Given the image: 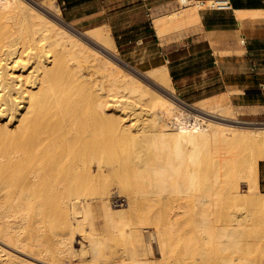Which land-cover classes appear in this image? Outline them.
<instances>
[{
	"label": "bare ground",
	"instance_id": "6f19581e",
	"mask_svg": "<svg viewBox=\"0 0 264 264\" xmlns=\"http://www.w3.org/2000/svg\"><path fill=\"white\" fill-rule=\"evenodd\" d=\"M27 1L0 0V118L17 123L13 145L0 144V264H156L147 259L156 247L163 261L182 251L171 264H264V231L245 235L250 214L220 206L231 197L264 209V128L219 122L238 124L213 115L225 96L190 107L196 119L185 122L166 64L128 71L103 27L73 33L59 8ZM173 15L155 19L160 36L200 21L194 5ZM70 116L81 125L74 147L62 139ZM219 142L235 149L201 164ZM111 197L127 208L114 213ZM140 208L141 225L124 218ZM77 233L88 244L79 251Z\"/></svg>",
	"mask_w": 264,
	"mask_h": 264
},
{
	"label": "rangeland",
	"instance_id": "374dc122",
	"mask_svg": "<svg viewBox=\"0 0 264 264\" xmlns=\"http://www.w3.org/2000/svg\"><path fill=\"white\" fill-rule=\"evenodd\" d=\"M27 1V0H26ZM130 0H69V3L66 0H29L30 4H39V5H44V6H53L57 7L60 10V19L65 23L66 25L62 24L64 27H66L68 30L71 32L75 33L72 29H75L79 31L80 33H85L88 30L97 28V27H103L107 32L112 35V39L115 42V45L117 47V54L123 63L128 66L126 67L125 65L120 64L123 68H125L128 71H131L130 68H134L137 70H140L142 72L147 73L148 71L154 70L156 71L159 67H161L163 64H166L171 79H172V85L174 88L173 96H171V99L174 100V102L181 108L186 109L184 111V117L186 118L185 122H192L193 119H196L195 113L196 111L192 110L190 107H197L199 104H202V102H205L206 98H209L211 96H215L221 91L225 90L224 87H221V79L219 78L218 73H213V74H199L200 71L203 69H206L209 67V63L207 58H197L195 60H192L190 62H186L185 65H176L173 67V69H170V64L167 63V61L164 58L165 53H162L160 48L163 46H166L172 42H182L184 38H187L190 34L197 32L196 31H190L193 29V27L188 28L189 26H193L198 24L199 22H192L184 27H178L177 29H168L166 30L162 36L156 37V30L154 28V21L156 17L159 16H166V15H175L181 12L183 10L184 5L180 0H177L175 4H127V2ZM192 4L196 7L199 15L201 16V13L207 10L204 6L200 4V1H206V5L212 7L214 6V2H211V0H191ZM33 2V3H32ZM54 2V3H52ZM210 2V3H208ZM47 3V5L45 4ZM199 3V5H198ZM199 6V7H198ZM198 7V8H197ZM173 15V16H174ZM179 18V17H178ZM173 19V17H172ZM177 19V18H176ZM190 31V32H189ZM186 42V40H185ZM102 54L104 52L100 51ZM104 55H107L104 53ZM109 57V56H108ZM65 61V60H64ZM175 70V71H174ZM190 70V71H189ZM183 71H185L183 73ZM176 73H182V77H185L184 82H179L176 77H174V74ZM83 89L79 91V95H77V99L81 100L83 97H81L83 94ZM229 95H231V92H227ZM76 93H72L71 95L75 97ZM170 97V95H169ZM81 98V99H80ZM76 101V100H75ZM209 101V100H207ZM78 107V106H77ZM230 109V110H228ZM213 115H216V117H222V115H227L232 117V121H236L237 123H229L227 121H219L218 119H214L217 122H222L226 124H232L236 125L239 127L243 128H264V120L260 118V120H257L255 118L248 117L246 115V111H244L241 108H238L236 106H233L230 104L227 108V106L215 108L212 110ZM197 113V112H196ZM76 118L80 115H73ZM205 118L212 119L208 116L201 115ZM13 117V113H11L10 116H3L0 118V144L1 146L3 145H13L14 142V128L17 127V123L15 121H11L12 124L10 125L9 119ZM71 117V116H70ZM75 117H71L72 119H67L65 118V123L70 124L65 128L70 129L72 127V140L70 139L69 130H67L66 133L65 128L62 131V137L63 139V146H66L67 144L71 145L73 144V147L78 143V135L80 132V129L78 126L79 125L78 121H76V124H72V121H74ZM9 118V119H7ZM69 118V117H68ZM6 119V120H5ZM228 119V118H227ZM70 121V122H67ZM8 122V123H7ZM4 123L9 124L10 126H5L3 125ZM73 126H72V125ZM77 125V127H76ZM15 126V127H14ZM14 127V128H13ZM74 127V128H73ZM79 129V131L75 132L76 136L74 135V131ZM71 130V129H70ZM64 133V134H63ZM69 135V136H65ZM74 135V136H73ZM70 139V140H67ZM67 142H66V141ZM69 141V143H68ZM77 142V143H74ZM72 143V144H71ZM75 144V145H74ZM79 145V144H78ZM77 145V146H78ZM68 146V145H67ZM70 146V147H71ZM76 146V147H77ZM211 151L207 150L205 153L207 154L204 155V157L201 159L200 158V163H208L210 164L211 159L216 157L217 154H220L225 151H233L234 149L231 148L230 146L225 145L223 142H219L217 146H212ZM211 152L215 153L212 155L213 157L210 159ZM209 156V157H208ZM205 159H209V161H205ZM235 178V180H234ZM228 180H232V182L236 181L239 184V188L242 189V191L246 192L247 187L245 182L241 179V177H236L230 175L228 177ZM260 192L264 194V188H260ZM112 210L114 213L117 212L116 214L121 213L123 205L124 209L127 207V200L125 197H111L110 199ZM229 204L231 206H234V208H230L231 210H238L240 213L244 214H250L249 217V224L246 226L247 228L244 231V234L247 236H254L256 233H261L264 231V209H258L250 206H245L243 203L240 201H236L233 198L229 197V199L222 197L220 199V206L225 207L226 204ZM227 208V207H226ZM127 213V214H126ZM132 214V215H131ZM124 218H133L132 220H135L141 225L142 220V213H141V208L135 212V211H126L123 214ZM127 218V219H128ZM102 220V219H101ZM251 226V227H250ZM101 225L99 226V229H101ZM81 234L77 233L75 235L76 239L74 241L75 243V250L77 251L81 250V246H88L87 242H83L80 239ZM92 238L95 237V235L90 236ZM247 238V237H245ZM102 239V238H101ZM119 240V239H118ZM118 240L115 242L114 245L112 246V251H116L119 244H122L121 240ZM129 240V239H128ZM126 241V246L128 251L132 252L131 255L128 253L127 255V263H132V258L134 259V252L136 253L135 247L136 245L132 244L130 241ZM252 240V239H251ZM249 240V242L251 241ZM85 241V240H84ZM248 243V240L245 239L244 242ZM80 242L82 243L80 245ZM110 241L109 243H114ZM78 243V244H77ZM85 243V244H84ZM117 244V245H116ZM114 246V247H113ZM156 245L153 244V247ZM152 247V248H153ZM116 248V249H115ZM157 248V247H156ZM153 248V254L152 252H149L147 254V259L151 260L152 262L154 261L156 264L164 262L165 264H171L174 263V256L177 258H181L182 256V251L177 250L174 251L172 249V253L176 254L173 257L167 256L166 260L163 261L162 257L158 254L157 249ZM88 249V248H87ZM130 249V250H129ZM112 251L106 250V255L109 257L110 254H113ZM113 251V252H114ZM152 251V250H151ZM111 252V253H110ZM87 255L89 253L87 252ZM155 255V256H154ZM131 256V257H130ZM136 257V255H135ZM151 258V259H150ZM70 259V260H69ZM66 259L62 264H78L77 260L73 258ZM135 260V259H134ZM133 260V261H134ZM67 261V262H66ZM75 261V262H73ZM150 261V262H151ZM71 262V263H70ZM153 262V263H154ZM158 262V263H157Z\"/></svg>",
	"mask_w": 264,
	"mask_h": 264
},
{
	"label": "crops",
	"instance_id": "0c3cea01",
	"mask_svg": "<svg viewBox=\"0 0 264 264\" xmlns=\"http://www.w3.org/2000/svg\"><path fill=\"white\" fill-rule=\"evenodd\" d=\"M66 1L69 3V0ZM180 1L184 5L183 9L193 6L191 0ZM222 1H229L231 10H205L201 13L199 23L188 27H193L190 31L199 29L197 32L190 34L182 42H172L160 50L165 53L164 58L170 64V69L197 58L209 59V67L199 74L218 73L221 87L225 90L204 100L229 97L233 108L236 106L243 109L248 117L264 120V0ZM176 2L177 0H130L127 4ZM244 12H253L256 16L239 18V13ZM159 36L156 31V37ZM174 77L181 83L185 81L182 73H176ZM227 92H231V95ZM230 104L225 106L228 108ZM259 182L260 188H264V161L259 164Z\"/></svg>",
	"mask_w": 264,
	"mask_h": 264
},
{
	"label": "built area",
	"instance_id": "2783aa9c",
	"mask_svg": "<svg viewBox=\"0 0 264 264\" xmlns=\"http://www.w3.org/2000/svg\"><path fill=\"white\" fill-rule=\"evenodd\" d=\"M204 2L206 1H200V4L203 6ZM211 2H214V6L207 8V10L228 11L232 8L229 1L212 0Z\"/></svg>",
	"mask_w": 264,
	"mask_h": 264
}]
</instances>
